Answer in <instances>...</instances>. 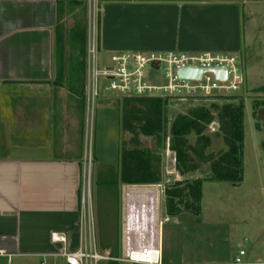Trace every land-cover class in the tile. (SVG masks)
Segmentation results:
<instances>
[{"label": "crops", "instance_id": "obj_1", "mask_svg": "<svg viewBox=\"0 0 264 264\" xmlns=\"http://www.w3.org/2000/svg\"><path fill=\"white\" fill-rule=\"evenodd\" d=\"M259 2L264 9V0H0V264H63L56 256L84 242L92 37L98 53L234 52ZM222 228L215 236L230 244ZM225 254H183L179 264H233Z\"/></svg>", "mask_w": 264, "mask_h": 264}, {"label": "rangeland", "instance_id": "obj_2", "mask_svg": "<svg viewBox=\"0 0 264 264\" xmlns=\"http://www.w3.org/2000/svg\"><path fill=\"white\" fill-rule=\"evenodd\" d=\"M248 10L242 19L240 46L234 49V52L232 49L223 51L239 57V67L245 78L243 90L235 96L211 97L223 100L231 97L245 99L243 182L241 185H234L204 181L201 190L200 221L188 213L182 214L183 217H169L163 197L160 221L162 255L167 258L165 263L179 264L183 254L187 262L197 260L212 262L216 250L223 253L226 248L225 257H231V261L235 260L240 249H244L249 255L253 254V257L251 256L253 261L264 264V113L260 115V124L252 117V105L257 100L264 99V93L258 91L264 89V9L260 8L259 2L250 5ZM137 52L152 51L128 53ZM117 54L123 53L99 52L97 55L99 69L109 67L111 58ZM107 86L106 81L99 79L100 95L90 101L88 137L84 145L88 154L87 170L82 191L84 188L85 201L92 210L98 249L110 252L113 257H119L123 188L130 185L123 183L120 178L121 153L124 150L139 149L152 152L155 167L161 173L160 183L165 187L178 181L184 182L186 179L192 181L204 178L209 175V168L203 166L199 172L181 177L176 170L177 157L171 152L168 140L159 146L154 138L141 135L139 146L132 143L133 136L123 132L120 125V102L124 98L107 94L105 92ZM198 99L200 98L170 99L172 101L169 106L168 126L176 115L185 114L188 109L200 105ZM209 131L212 146L208 153L216 154L225 150L221 138L213 136L216 130L211 127ZM191 140L195 142L194 139ZM219 224L225 225L227 232L231 231L230 244H225L215 236L221 233L214 229ZM226 230L221 229L223 233H226Z\"/></svg>", "mask_w": 264, "mask_h": 264}, {"label": "built area", "instance_id": "obj_3", "mask_svg": "<svg viewBox=\"0 0 264 264\" xmlns=\"http://www.w3.org/2000/svg\"><path fill=\"white\" fill-rule=\"evenodd\" d=\"M97 55V39L94 35L89 46L90 84L94 99L100 95L98 82L101 78L108 83L105 88L107 94L124 99L235 96L243 90L245 83L238 58L229 54L123 53L114 55L111 65L104 70L97 65ZM186 68L203 69L205 72L200 80H182L178 72ZM212 69L226 70V80H217ZM165 189L162 183L127 185L123 188L119 257L98 249L92 210L87 201H84L81 213L84 242L74 251H65L53 257L62 258L63 264H162L160 211ZM57 241L66 243L64 238ZM244 256V251L239 252L233 264H247L243 261Z\"/></svg>", "mask_w": 264, "mask_h": 264}, {"label": "trees", "instance_id": "obj_4", "mask_svg": "<svg viewBox=\"0 0 264 264\" xmlns=\"http://www.w3.org/2000/svg\"><path fill=\"white\" fill-rule=\"evenodd\" d=\"M81 68L84 70L85 62L81 63ZM258 91L264 93V89ZM170 99H122L120 125L123 132L133 136L132 143L137 146L141 135L154 138L159 146L168 140L171 152L177 157L176 170L181 177L199 172L203 166L209 168V175L204 178L167 185L164 194V206L169 217L188 213L199 221L204 181L234 185L243 182L246 102L243 97L227 100L202 97L198 99L200 105L188 109L185 114L176 115L168 126ZM252 109V117L256 118L258 111L264 109V99L257 100ZM215 124L218 129L213 136L221 138L226 148L216 154L208 153L212 146L209 130ZM256 126L259 128L258 124ZM154 163L155 157L150 151L124 150L120 163L122 182L130 185L159 184L161 173Z\"/></svg>", "mask_w": 264, "mask_h": 264}, {"label": "water", "instance_id": "obj_5", "mask_svg": "<svg viewBox=\"0 0 264 264\" xmlns=\"http://www.w3.org/2000/svg\"><path fill=\"white\" fill-rule=\"evenodd\" d=\"M215 76L216 79L219 81H225L227 78V72L223 69H212L211 70ZM203 69H196V68H186L182 69L178 72V77L182 80H200L204 74ZM212 128L214 130L218 129L217 125H213Z\"/></svg>", "mask_w": 264, "mask_h": 264}]
</instances>
